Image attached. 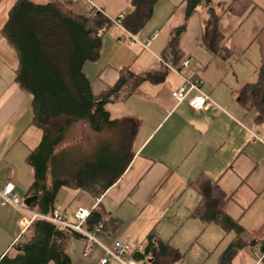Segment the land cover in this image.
I'll return each instance as SVG.
<instances>
[{
  "label": "crops",
  "instance_id": "crops-1",
  "mask_svg": "<svg viewBox=\"0 0 264 264\" xmlns=\"http://www.w3.org/2000/svg\"><path fill=\"white\" fill-rule=\"evenodd\" d=\"M17 1L0 0V191L12 185L21 207L43 215L33 206L38 196L31 191L34 173L28 163L42 133L32 124V97L17 82V52L1 34ZM29 1L66 2L86 16L87 0ZM94 1L88 14L99 12L114 23L100 37L97 61L82 68L91 94L112 86L122 68L145 79L118 103L126 106L127 114L114 118H126L135 129L133 155L116 183L97 199L79 203L82 197L76 194L86 193L61 188L53 212L59 210L74 223L76 211L99 209L113 226L97 234V241L107 248L115 241L128 245V259L138 264H218L234 235L190 216L198 203L191 184L205 177L224 195L226 217L259 241L237 250L229 264H262L264 124L255 123V112L238 93L256 78L259 56L253 39L264 26V0H244L248 6L240 15L228 9L234 0H207L218 7L219 47L229 52L226 59L213 57L201 47L204 12L196 9L184 19L182 0H156L150 18L135 34L118 22L130 12V0ZM182 24L184 30L177 38L182 60L172 67L168 43L172 31ZM185 81L198 83L212 106L204 112L192 111L188 103L194 92L175 103L170 92ZM73 198L67 210L65 204ZM23 217L20 210L0 205V258L13 255L14 245L27 232L29 227L21 226ZM84 245L78 236L67 240L71 264H98L102 252L95 249L82 259Z\"/></svg>",
  "mask_w": 264,
  "mask_h": 264
},
{
  "label": "trees",
  "instance_id": "trees-1",
  "mask_svg": "<svg viewBox=\"0 0 264 264\" xmlns=\"http://www.w3.org/2000/svg\"><path fill=\"white\" fill-rule=\"evenodd\" d=\"M155 1L130 0V12L118 20L122 29L137 33L150 18ZM180 6L184 19L196 9L204 12L200 45L213 57L226 59L229 52L219 47L222 36L217 29L218 7L207 0H182ZM247 6L244 0H234L228 9L240 15ZM109 25V19L99 12L81 15L66 2L41 5L18 0L1 31L17 52V82L32 97V124L42 133L28 163L34 173L31 191L38 196L33 206L45 216H52L61 188L84 192L97 199L116 183L132 158L135 129L126 118L111 119L106 107L129 98L145 80L144 76L122 68L116 82L94 96L82 72L86 63L97 61L101 36L96 34L99 30L104 32ZM183 30L184 24L175 28L168 43L172 67L182 60L177 38ZM253 42L259 56L256 78L244 85L238 95L255 112V123L264 124V26ZM78 126L85 132L87 128L96 137V144L88 155L86 134L75 136ZM191 187L198 203L190 216L204 226L213 224L224 234L234 235L218 264H229L237 250L259 242L226 217L225 197L214 182L199 177ZM112 226L110 219L105 221L101 217L99 209L88 211L83 224L87 231L101 227L97 234ZM73 236L79 237L58 229L51 222L35 220L14 245L13 255L0 258V264H71L65 245ZM261 252L264 254V245ZM261 262L264 264V255Z\"/></svg>",
  "mask_w": 264,
  "mask_h": 264
},
{
  "label": "built area",
  "instance_id": "built-area-1",
  "mask_svg": "<svg viewBox=\"0 0 264 264\" xmlns=\"http://www.w3.org/2000/svg\"><path fill=\"white\" fill-rule=\"evenodd\" d=\"M109 21L110 23H114V21ZM102 34L103 30H99L96 36L100 37ZM185 65L186 63L184 62L183 66ZM197 84L198 83L185 81L184 86L170 92V97L175 103H180L184 100L187 92H194V95L188 103L189 108L194 112H204L212 106V102L206 95L200 93ZM0 205L10 206L24 213V217L21 220V226L23 229H27L34 220L41 219L51 222L59 229L79 235V237L85 241L81 254L82 259L88 258L95 249H99L102 252V257L98 261V264H106L109 259L114 260L118 264H138L128 259L131 250L128 245L115 241L109 248L102 246L96 239V235L101 227H98L94 231L85 230L83 227L84 221L87 217V212L85 211H76L74 214V223L68 222L59 210H55L52 216L39 215L21 207V198L14 192V187L12 185H7L0 191Z\"/></svg>",
  "mask_w": 264,
  "mask_h": 264
},
{
  "label": "rangeland",
  "instance_id": "rangeland-1",
  "mask_svg": "<svg viewBox=\"0 0 264 264\" xmlns=\"http://www.w3.org/2000/svg\"><path fill=\"white\" fill-rule=\"evenodd\" d=\"M81 1V0H80ZM87 1L89 2L90 1V3H91V5H88L87 4ZM86 1V9L84 10L85 12H84V14H88V12L90 11V10H93L94 8H93V4H94V0H87ZM93 5V6H92ZM93 8V9H92ZM110 20V19H109ZM112 21V20H111ZM85 73H86V67H85ZM113 106H114V108H113ZM106 109L108 110V112L110 113V118L111 119H114V118H119V117H122V116H125L126 114H127V112H128V110H127V108H126V106H121L120 104H118V103H115V104H112V106L111 105H108L107 107H106ZM75 133L77 134V135H75L77 138L79 137V136H84L85 134H86V155H88V154H90L91 152H92V150H93V148H94V146H95V144H96V142H95V140H96V137L93 135V134H91V133H89V131L87 130V128H86V132L85 131H83L82 130V127L81 126H78L77 127V130L75 131ZM78 146H79V144H78ZM84 148H82V149H85V146H83ZM72 193V192H71ZM71 195H73V194H71ZM71 197H73V196H71ZM77 197H82L81 199H79L78 201H79V203H88V202H90V201H92L93 199L89 196V195H87V194H76V198ZM75 198H73V199H69V202H67L66 204H65V208L68 210V207L70 206V207H72V203H73V200H74ZM78 201H77V203H78ZM76 203V202H75ZM74 203V204H75ZM73 204V205H74ZM109 264H118V263H116L114 260H112V259H110L109 260Z\"/></svg>",
  "mask_w": 264,
  "mask_h": 264
}]
</instances>
